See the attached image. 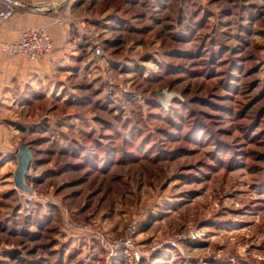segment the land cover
Returning <instances> with one entry per match:
<instances>
[{
	"label": "rangeland",
	"instance_id": "1",
	"mask_svg": "<svg viewBox=\"0 0 264 264\" xmlns=\"http://www.w3.org/2000/svg\"><path fill=\"white\" fill-rule=\"evenodd\" d=\"M75 4L59 85L2 116L32 157L0 264H264V0Z\"/></svg>",
	"mask_w": 264,
	"mask_h": 264
},
{
	"label": "crops",
	"instance_id": "2",
	"mask_svg": "<svg viewBox=\"0 0 264 264\" xmlns=\"http://www.w3.org/2000/svg\"><path fill=\"white\" fill-rule=\"evenodd\" d=\"M12 1L18 6H16L14 15L1 25L0 38L13 40L18 38L24 29L45 24L53 44L52 50L36 61H29L22 57H0V202L9 199L8 197L15 189L13 171L16 166L17 147L14 146V138L17 130L2 118L8 112L7 108L13 100L15 90L18 88L23 90L22 92L29 90L28 88L23 89L26 84L28 86L40 85L44 89L59 85L54 81L57 79L55 77L67 72L66 67L70 66L69 64L76 58L74 54L80 51L82 45L79 39L71 38L73 30L70 26H62L53 22L52 11L40 7L41 3L47 0ZM75 2L76 0L69 1L74 23L84 18L78 12ZM0 206H5V204H0Z\"/></svg>",
	"mask_w": 264,
	"mask_h": 264
},
{
	"label": "built area",
	"instance_id": "3",
	"mask_svg": "<svg viewBox=\"0 0 264 264\" xmlns=\"http://www.w3.org/2000/svg\"><path fill=\"white\" fill-rule=\"evenodd\" d=\"M0 5L1 27L5 21L14 15L18 4L12 0H0ZM40 7L52 11V19L55 23L62 25L71 22L68 15L69 0H47L41 3ZM80 25L86 31L88 30L83 23H80ZM52 44V39L45 24L33 26L24 29L16 39L3 40L0 38V57H22L29 61H36L52 50ZM91 50L93 54H100L101 47L98 41H91ZM124 242L129 243V240L127 239Z\"/></svg>",
	"mask_w": 264,
	"mask_h": 264
},
{
	"label": "water",
	"instance_id": "4",
	"mask_svg": "<svg viewBox=\"0 0 264 264\" xmlns=\"http://www.w3.org/2000/svg\"><path fill=\"white\" fill-rule=\"evenodd\" d=\"M15 156L16 166L13 171V183L15 187L29 192L30 189L24 182V177L27 175L32 157L29 145L26 142L19 143L16 149Z\"/></svg>",
	"mask_w": 264,
	"mask_h": 264
},
{
	"label": "trees",
	"instance_id": "5",
	"mask_svg": "<svg viewBox=\"0 0 264 264\" xmlns=\"http://www.w3.org/2000/svg\"><path fill=\"white\" fill-rule=\"evenodd\" d=\"M6 253L8 256L12 257L13 259H17V261H19L21 264H28V263H25L24 259H22L21 257H19V255H17L18 253L16 251H8ZM65 256L69 257L70 255L66 253Z\"/></svg>",
	"mask_w": 264,
	"mask_h": 264
}]
</instances>
